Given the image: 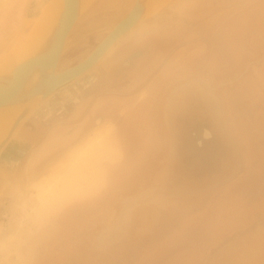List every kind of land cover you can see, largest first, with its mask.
I'll return each mask as SVG.
<instances>
[{"label": "rangeland", "instance_id": "374dc122", "mask_svg": "<svg viewBox=\"0 0 264 264\" xmlns=\"http://www.w3.org/2000/svg\"><path fill=\"white\" fill-rule=\"evenodd\" d=\"M43 1L0 0L1 49L15 34H29L32 23L41 14ZM171 1L138 25L146 26L160 18V13L170 7ZM98 3L100 0L89 4L70 31L58 71L81 61L109 32L91 33V29L119 21L127 10L118 7L116 16L105 15L99 7L94 8ZM218 4L203 11L205 20L216 18L212 30L208 28L176 39L168 45L169 52L167 50L161 62L180 55L187 46L190 54L196 52L193 57L186 55L184 63L192 60L200 63L195 64V71L184 77H200L211 82L223 113L220 123L235 144L241 170L230 180L209 189L160 197L144 204L123 235L108 246H100L96 236L105 223L118 215L122 202L161 185L170 155V144L165 141L167 137L163 132L162 140L155 144L152 159L130 160L131 156L127 155V168L115 192L95 204L69 211L46 242L38 264H264V0H228ZM171 18L170 15L165 22H175ZM129 33L98 61L95 65L98 68L59 88L22 120L0 151V193L12 179L16 165L30 145L41 135V126L70 114L75 104L80 105V95V100L75 101L71 87L77 86L83 91L90 78L88 72L98 71L101 65L109 66L108 60L115 61L124 45L128 49L135 45ZM198 41L201 43H196ZM198 46L200 52L197 53ZM184 63H177L178 69ZM173 84L165 89L161 103L165 104L170 97L166 93L171 91ZM94 88L96 94L92 97L96 102L101 98L97 95L101 90L98 85ZM192 94L188 100L192 108L206 104L200 95ZM57 97L62 99L57 100ZM169 99L168 109H171L172 98ZM85 105L83 108L80 105V110L83 111ZM161 119L160 127L163 128L168 122ZM199 134L197 131L196 138ZM188 136L181 137L182 142L191 141L192 149L199 151L201 144Z\"/></svg>", "mask_w": 264, "mask_h": 264}, {"label": "clouds", "instance_id": "9594fccd", "mask_svg": "<svg viewBox=\"0 0 264 264\" xmlns=\"http://www.w3.org/2000/svg\"><path fill=\"white\" fill-rule=\"evenodd\" d=\"M150 35L141 24L130 31L129 38L142 44ZM193 92L215 117L222 118L215 89L204 78L176 76L170 97ZM127 164L118 127L106 116L77 109L46 125L0 193V264H38L46 242L69 211L115 192ZM155 199L144 194L123 201L118 215L101 227L97 243L102 247L113 243L137 210Z\"/></svg>", "mask_w": 264, "mask_h": 264}, {"label": "water", "instance_id": "95a60500", "mask_svg": "<svg viewBox=\"0 0 264 264\" xmlns=\"http://www.w3.org/2000/svg\"><path fill=\"white\" fill-rule=\"evenodd\" d=\"M47 1H43L41 8ZM93 1L63 0V8L54 17L51 24L45 28L41 27L38 43H24L22 50L20 49L19 53L13 58L11 57L13 62L1 64L0 107L19 105V109L9 115L0 128V151L13 136L22 120L40 103L62 86L90 70L121 36L127 34L170 0H133L119 21H110L90 30L91 33L107 30L109 32L84 59L58 71L65 41L81 14ZM34 27L29 35L39 30L37 26ZM191 96H193L192 93L171 101L172 107L169 110V117L173 141L168 166L161 185L144 193L155 197V200L160 197L189 194L209 189L230 180L241 170L242 163L239 153L231 137L221 125L219 118L213 115L206 104L199 108H192L189 104L190 101H188ZM195 117H198L197 120L199 121L208 119L211 128L218 132L223 145L228 148V153H230L221 158L218 163V170L214 173L206 170L207 172L204 174L201 171L202 160L184 163V159L187 160V149L181 137L187 135L188 125L191 128V125L196 123ZM209 135L210 130L205 129L204 137ZM124 231L120 236L123 235Z\"/></svg>", "mask_w": 264, "mask_h": 264}, {"label": "flooded vegetation", "instance_id": "af4514ba", "mask_svg": "<svg viewBox=\"0 0 264 264\" xmlns=\"http://www.w3.org/2000/svg\"><path fill=\"white\" fill-rule=\"evenodd\" d=\"M184 4L186 5V3ZM184 4L182 6H184ZM99 6L100 3L95 5L94 8L96 9ZM167 9H168L167 11L171 13L172 11L171 6L168 7ZM114 12H116V10H112V12L108 11L105 12L104 14L110 16H116L117 14ZM159 17L160 18L155 19L153 22L146 24L147 28L150 24H154L157 22L167 23V24L172 23V22H165L166 21L165 19L169 18L167 17L166 14L160 13ZM172 21L177 22V19L173 18ZM164 27L169 30L171 29V26L170 27L164 26ZM148 30L150 31V29ZM165 32L166 35H169L167 33L171 31H165ZM157 37L161 38L162 36L151 34L146 42L142 44L135 43V45H133L130 49H128L127 45H124L122 49L118 51L117 53L118 58L115 59V61L110 59L108 60L107 63H109V66L101 65L98 71H93V73L88 72V75L90 74L89 75L90 78L87 82V86L83 90L84 92L83 91L80 92L77 86H73L70 89V92H72L71 94L73 95L75 94L74 97L75 101L80 100L81 98L80 105L82 103V108L85 105L84 103L85 102L87 103V105H85V109H83V112H85L86 115L89 114L92 109H96V107H99V109H97L99 110L97 114L106 116L115 122V124L118 127L119 133L122 137V140L124 142V145L126 146L125 147L126 155L131 156L130 160H134V159L135 160L138 159L137 161L145 160L146 155H148L149 159H152L154 153L153 150L156 148L155 144L158 143L159 140H162L163 132L166 133V137H167L165 141L168 144H170L168 148L170 150L169 154L171 155L173 134L170 126V117H169L170 109H168L169 108L168 102H170L171 99H169L170 97H168L169 101L168 99H166L165 101L166 103L164 104L161 103V97L165 89L169 85L173 84V80L175 78V76H173V73L170 72L165 73V71L162 70L165 64L174 55L168 57L166 61L163 63L161 62V60L164 57V55H167V53L163 54L159 58V60H156L157 58L154 57L153 50L155 47L154 45L155 39ZM198 52H200V50ZM185 58L187 57L186 56L184 57V59L182 60L183 63L186 60ZM150 59L154 61L156 60L157 63H155V65H152V67L154 68L150 67L151 68L150 70H148L147 68L144 71L142 65L146 60H150ZM196 61L197 60L195 61L192 60L191 62L187 61L186 63L183 64V67L180 69H178V65L176 64L175 66L173 65L174 69L181 70L175 72L174 75L175 74H178L177 76H185L187 74L189 75V73L196 70L194 67L195 64L198 65L200 63V61L199 62ZM94 68H98V67L94 66L90 70ZM181 72L182 74L179 75V73ZM95 85L99 86L98 89L99 91L101 90L100 92L98 91L99 93L97 92L98 93L97 95H100L101 98L96 102H94L95 99L92 97L93 94H96L95 93L96 91L94 90L96 89L94 88ZM170 92L166 93L167 96L170 95ZM70 97H69V101H70ZM60 99H62V97H57V100ZM75 105L77 106V104ZM74 106L71 108V110H69V113H72L71 111L76 108V106L75 107ZM97 110H94V113ZM165 111H166V115H165ZM153 112H156L157 115L160 112L161 116H159V122L161 118L162 119L165 118L164 120L167 119L168 122V125L164 123L163 125L164 130L163 128L160 127L161 122L158 123L161 129L159 132H158L159 128L156 125H154L153 126L154 128L155 126L157 127V129L155 130L156 133L151 131L152 125L148 118L149 116H151ZM144 118L146 119V121L144 120ZM42 121L44 122V120H41V122ZM43 128L44 127L41 126V130H43ZM187 128H189V131H186V133L187 132L188 133L183 137L188 138L189 137L188 134L193 136L197 133V131L198 132L200 131V134L197 138L196 135L193 137L194 140L196 139L198 143L201 142L200 143L201 146L199 147V151H195V150L192 151L193 150L192 142L186 140L184 145L186 146L187 149V160L184 159V163L185 164L190 163L192 160H200V161L202 160L201 171L204 174L207 172L206 170L212 173L216 172L218 170V163L220 162L221 158L226 157L228 154H230L228 153L227 147L223 145L222 138L220 137L217 131H214V129L211 128V124L208 121L206 122L201 121L199 123V121L197 120L196 123H193L191 125V128L190 125H188ZM205 129L210 130V135L208 137H204ZM140 141H143L144 144L146 145L143 150L140 148V144H141ZM147 148H151L150 151H146Z\"/></svg>", "mask_w": 264, "mask_h": 264}, {"label": "crops", "instance_id": "0c3cea01", "mask_svg": "<svg viewBox=\"0 0 264 264\" xmlns=\"http://www.w3.org/2000/svg\"><path fill=\"white\" fill-rule=\"evenodd\" d=\"M223 1L226 2L228 0H172L171 5H170L171 9H172L171 13H169L167 11L168 10L167 9L168 7H167V8H165V11L163 12V14H166L167 17H170V15H171L172 19L176 18L177 22H179L180 24L177 22H173L171 24L157 22L154 24H150L148 26V29H150V31H156V32H161V33L165 32V31H171L172 32V34H169V35L163 34V35H161L162 36L161 38L157 37L155 39V44H154L155 47L153 50V55H154V57L157 58L156 60H159V58L163 54H165L167 52V50H169V47L167 45L169 43H173L176 39H179L180 37L182 38L183 36L194 35V33L204 32L208 28H209V30H212L213 26L216 23V18H214V19L210 18L211 19V20L209 19L210 21L205 20V18L203 17V15H204L203 11L209 9L210 7L216 6L218 3H219L218 5H220L223 3ZM130 3H131V0H100V6L98 9L102 11L101 13H105L108 11L112 12V10H115L118 7L123 8V9H127L128 5ZM184 3H186V5ZM117 4H119V6H117ZM183 4H184V6H182ZM114 13L119 14L118 12H114ZM157 15H158V13H157ZM206 22H209V23L206 24ZM164 26H166V27L171 26V29L169 30V29L165 28ZM224 26L227 27V25H224ZM224 28L225 27H223L222 29H224ZM127 34H125V35H127ZM125 35H123V37ZM196 43H201V41H198ZM198 51H199V46L197 49V53H198ZM179 53H180V55L177 54L176 56H173L165 64L164 68L162 69L163 71H165V73H168V71H166L167 68H169V67L173 68V65L175 66V64L178 65L180 61L182 62V60L184 59V57L186 55L188 57H191L194 54H196L195 51H193V53L190 54L191 50H190V47H188V46L185 47L184 49H182L181 52H179ZM156 60L155 61L151 60V59L146 60L142 65V67L144 68L143 70L145 71L147 68H148V70H150L151 69L150 67H152V65H155V63H157ZM146 66H148V67H146ZM152 68H154V67H152ZM173 76H174V73H173ZM81 106H82V104H81ZM81 106L77 104L76 108L74 110H72L71 112H74L77 109H80ZM94 110H96V109H92L90 111V113H94ZM141 114H143V113H141ZM42 115L43 114H41V117H42ZM148 118H149V121L151 122V125H152L151 131L156 133L155 130L158 127L159 128L158 132H159L161 130L159 125H158V123H160L159 122V114L157 115L156 112H153L151 114V116H149ZM144 120L146 121L145 118H144ZM154 125H156L157 127L155 126V128H154L153 127ZM134 134H136V133H134ZM140 142H141L140 148L143 150L146 145L144 144L143 141H140ZM151 148H147L146 151H150ZM147 158H148V155H146V159ZM141 159H142V157H141Z\"/></svg>", "mask_w": 264, "mask_h": 264}, {"label": "bare ground", "instance_id": "6f19581e", "mask_svg": "<svg viewBox=\"0 0 264 264\" xmlns=\"http://www.w3.org/2000/svg\"><path fill=\"white\" fill-rule=\"evenodd\" d=\"M63 5H64L63 0H48L47 3L42 8L40 16H38L37 19L34 20V22L32 21L33 22L32 23V28L34 26H37V29H39L36 33H32L31 35L28 34L26 36L19 35V34H15L14 35L15 37L13 38V40H10V43H9V40H6V42H4L5 44L2 45V49H1V46H0V49L2 50V51L0 50V52H3V53H0V54H2V55H0V66L3 63L4 64H6V63L9 64V63L13 62L11 60V57L13 58L17 53H19V51L22 50L21 48L23 47L24 43H38L37 41L40 38V37L38 38V36L41 33V27L42 28H45L46 26H48L49 24H51V22L53 21L54 17L57 16V14L63 8ZM32 36H34V37H32ZM121 37H123V36H121ZM114 44H112L107 49V51L103 54V56L106 53H108V51L111 50V48L113 47ZM4 48H5V50H4ZM96 64L97 63H95V65ZM18 109H19V105L0 107V128L3 126L4 121L8 118V116L11 115V114H13Z\"/></svg>", "mask_w": 264, "mask_h": 264}]
</instances>
